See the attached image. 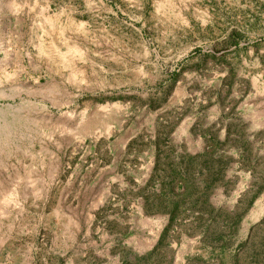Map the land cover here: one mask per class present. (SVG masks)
Masks as SVG:
<instances>
[{
	"label": "rangeland",
	"instance_id": "rangeland-1",
	"mask_svg": "<svg viewBox=\"0 0 264 264\" xmlns=\"http://www.w3.org/2000/svg\"><path fill=\"white\" fill-rule=\"evenodd\" d=\"M0 264H264V0H0Z\"/></svg>",
	"mask_w": 264,
	"mask_h": 264
}]
</instances>
